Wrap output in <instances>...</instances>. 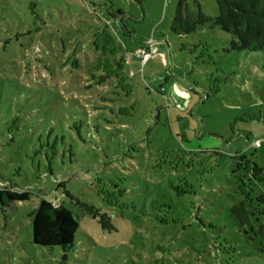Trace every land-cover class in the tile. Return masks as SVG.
I'll return each mask as SVG.
<instances>
[{
    "label": "rangeland",
    "instance_id": "obj_1",
    "mask_svg": "<svg viewBox=\"0 0 264 264\" xmlns=\"http://www.w3.org/2000/svg\"><path fill=\"white\" fill-rule=\"evenodd\" d=\"M176 2L0 0V188L30 195L0 206V264H264V53L172 34ZM41 199L79 224L65 260L32 243Z\"/></svg>",
    "mask_w": 264,
    "mask_h": 264
},
{
    "label": "trees",
    "instance_id": "obj_2",
    "mask_svg": "<svg viewBox=\"0 0 264 264\" xmlns=\"http://www.w3.org/2000/svg\"><path fill=\"white\" fill-rule=\"evenodd\" d=\"M215 3L217 15L210 18L201 12L192 13L188 11L185 0H177L169 28L170 32L176 36L186 35L208 23L210 26L218 27L232 36V50L264 53V0H215ZM109 76L111 75L106 73L104 77L100 76L97 82L102 83ZM55 93L60 98L59 94ZM256 120L259 118H248V121ZM14 121L17 122L18 119H14ZM242 189L243 186H241V191ZM248 192L251 193L252 190ZM249 193H244V201L230 208L240 227L245 226L255 212V208L252 206V195ZM118 194L121 196L122 192L119 191ZM29 197L28 192L19 191L16 186L11 184L0 188L1 208L8 207L14 202L28 201ZM76 205L94 219L99 216L102 223L104 216L96 208L78 200ZM28 216L31 218L32 243L45 248L59 247L65 260L67 253L74 249V239L79 228L72 211L62 204L41 199L37 207Z\"/></svg>",
    "mask_w": 264,
    "mask_h": 264
},
{
    "label": "built area",
    "instance_id": "obj_3",
    "mask_svg": "<svg viewBox=\"0 0 264 264\" xmlns=\"http://www.w3.org/2000/svg\"><path fill=\"white\" fill-rule=\"evenodd\" d=\"M154 51V50H153ZM137 57H141V63H145L147 59L150 57V52L146 50H140L137 52Z\"/></svg>",
    "mask_w": 264,
    "mask_h": 264
}]
</instances>
